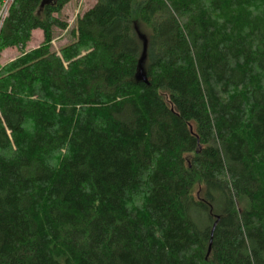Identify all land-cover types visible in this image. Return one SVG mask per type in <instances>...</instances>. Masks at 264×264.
<instances>
[{"label": "trees", "instance_id": "obj_1", "mask_svg": "<svg viewBox=\"0 0 264 264\" xmlns=\"http://www.w3.org/2000/svg\"><path fill=\"white\" fill-rule=\"evenodd\" d=\"M71 1L0 28V264H264V0H97L70 27ZM57 31L133 69H65Z\"/></svg>", "mask_w": 264, "mask_h": 264}, {"label": "rangeland", "instance_id": "obj_2", "mask_svg": "<svg viewBox=\"0 0 264 264\" xmlns=\"http://www.w3.org/2000/svg\"><path fill=\"white\" fill-rule=\"evenodd\" d=\"M97 0H72L67 4L62 12L59 14V18L68 22L69 26L72 27L75 19L82 13L90 9ZM1 9V7H0ZM138 30V28H137ZM139 31V30H138ZM58 38L53 42L54 49L58 52V56L62 59V64L64 68H68L69 65L73 66L78 72H83L84 70L94 68H112L117 69L121 72H130L133 69V63L131 61L125 60L120 61L119 65L112 64L111 56L105 47L97 45L95 43L72 41L68 34L57 31ZM41 31H35L32 40L29 44V47H36L41 41ZM73 57L69 61L65 62L61 56V48L64 46L73 43ZM18 54V51L7 50L0 56V63H3L7 60L13 59ZM85 60V61H84ZM86 66V67H85ZM86 71V72H87Z\"/></svg>", "mask_w": 264, "mask_h": 264}, {"label": "water", "instance_id": "obj_3", "mask_svg": "<svg viewBox=\"0 0 264 264\" xmlns=\"http://www.w3.org/2000/svg\"><path fill=\"white\" fill-rule=\"evenodd\" d=\"M138 38L142 41V53L137 61L134 79L137 83L148 84L147 75L145 72V61H146V48L147 41L146 38L136 29Z\"/></svg>", "mask_w": 264, "mask_h": 264}, {"label": "built area", "instance_id": "obj_4", "mask_svg": "<svg viewBox=\"0 0 264 264\" xmlns=\"http://www.w3.org/2000/svg\"><path fill=\"white\" fill-rule=\"evenodd\" d=\"M14 0H0V28L7 17L8 11Z\"/></svg>", "mask_w": 264, "mask_h": 264}, {"label": "crops", "instance_id": "obj_5", "mask_svg": "<svg viewBox=\"0 0 264 264\" xmlns=\"http://www.w3.org/2000/svg\"><path fill=\"white\" fill-rule=\"evenodd\" d=\"M34 34V33H33ZM37 47V46H36ZM36 47H32V48H36ZM7 51V50H6ZM5 52V51H4Z\"/></svg>", "mask_w": 264, "mask_h": 264}]
</instances>
